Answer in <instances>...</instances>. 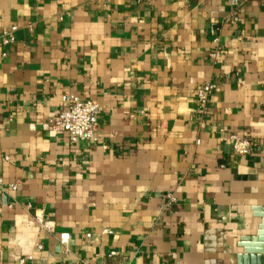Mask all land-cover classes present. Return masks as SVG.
I'll use <instances>...</instances> for the list:
<instances>
[{
    "label": "crops",
    "instance_id": "obj_1",
    "mask_svg": "<svg viewBox=\"0 0 264 264\" xmlns=\"http://www.w3.org/2000/svg\"><path fill=\"white\" fill-rule=\"evenodd\" d=\"M12 25L0 264H251L244 246L264 233V0H0V28ZM62 94L104 106L94 142L51 129ZM233 134L255 143L249 155Z\"/></svg>",
    "mask_w": 264,
    "mask_h": 264
},
{
    "label": "built area",
    "instance_id": "obj_2",
    "mask_svg": "<svg viewBox=\"0 0 264 264\" xmlns=\"http://www.w3.org/2000/svg\"><path fill=\"white\" fill-rule=\"evenodd\" d=\"M232 5H237L239 0H228ZM247 1V0H244ZM18 29L17 25H12L8 28H0V49L1 55L6 56V50L15 41V33ZM214 34V28L211 29ZM216 41V37H214ZM215 85L211 81L203 83L195 92L197 104V113L206 114L210 105V98ZM61 100L66 104L62 110H57L50 118L49 124L53 131H65L68 134L70 143L75 144L78 141L94 142L96 140L95 128L98 124V118L104 110V106L97 101L85 100L75 94H62ZM233 151L236 155H249L255 143L247 138H242L237 134L230 136ZM0 178V187H2ZM11 190L16 189V184H9ZM168 199L175 201L174 196L169 194ZM29 207V206H28ZM34 221L39 227L48 231H53V224L50 219H45L42 216H35ZM90 237V234H86ZM58 240L61 245L65 246L69 240L67 232H61L58 235ZM40 247V245H38ZM24 259L19 258L17 264H24Z\"/></svg>",
    "mask_w": 264,
    "mask_h": 264
},
{
    "label": "water",
    "instance_id": "obj_3",
    "mask_svg": "<svg viewBox=\"0 0 264 264\" xmlns=\"http://www.w3.org/2000/svg\"><path fill=\"white\" fill-rule=\"evenodd\" d=\"M262 226L260 227V230L257 232V236L254 239L255 241H258L255 245H248V247L244 246V253L248 254L251 259V264H254L257 262V264H264V233ZM255 254V255H253ZM241 257H239L240 259Z\"/></svg>",
    "mask_w": 264,
    "mask_h": 264
}]
</instances>
